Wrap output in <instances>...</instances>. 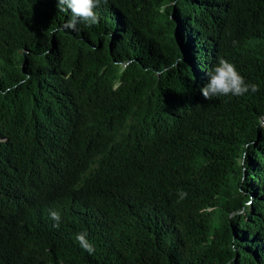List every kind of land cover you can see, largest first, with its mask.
<instances>
[{"label":"trees","instance_id":"trees-1","mask_svg":"<svg viewBox=\"0 0 264 264\" xmlns=\"http://www.w3.org/2000/svg\"><path fill=\"white\" fill-rule=\"evenodd\" d=\"M96 12L0 0V264H264V0ZM221 57L259 91L205 100Z\"/></svg>","mask_w":264,"mask_h":264},{"label":"clouds","instance_id":"clouds-1","mask_svg":"<svg viewBox=\"0 0 264 264\" xmlns=\"http://www.w3.org/2000/svg\"><path fill=\"white\" fill-rule=\"evenodd\" d=\"M103 4H107L108 0H57V8L62 12H70L71 18L57 28V31H71L77 32V24L80 22L85 23L87 26H92L99 23V16L96 9ZM233 46L237 41H233ZM131 64V59H125L118 62L117 66L120 70H125ZM170 69L176 68V63H172ZM209 82L200 89L202 96L205 100L211 101L214 97L221 96H244L250 91L256 93L259 91V86L254 83H247L245 78L237 71L235 65L227 59L221 57L218 63L212 68L208 74ZM30 77H25L13 88L19 86L20 83H27ZM6 89L0 92V95H6ZM187 197V192L180 191L179 199L183 200ZM179 202V201H178ZM251 204V200L248 201ZM247 207V205H245ZM50 218L55 221L54 227L59 228L61 216L58 211L49 210ZM75 240L79 246L89 254L94 253L95 249L93 244L88 240L86 232H79L75 235Z\"/></svg>","mask_w":264,"mask_h":264},{"label":"rangeland","instance_id":"rangeland-1","mask_svg":"<svg viewBox=\"0 0 264 264\" xmlns=\"http://www.w3.org/2000/svg\"><path fill=\"white\" fill-rule=\"evenodd\" d=\"M137 82H138V80H137ZM140 82V81H139ZM144 84V82L142 81V82H140V86H142Z\"/></svg>","mask_w":264,"mask_h":264}]
</instances>
